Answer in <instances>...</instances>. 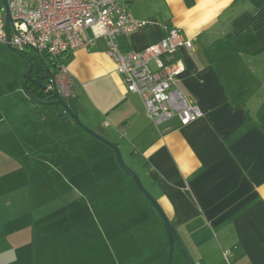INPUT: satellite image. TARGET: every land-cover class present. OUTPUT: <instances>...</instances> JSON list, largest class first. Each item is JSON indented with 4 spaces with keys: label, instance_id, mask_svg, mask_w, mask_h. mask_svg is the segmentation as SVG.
Returning a JSON list of instances; mask_svg holds the SVG:
<instances>
[{
    "label": "crops",
    "instance_id": "obj_1",
    "mask_svg": "<svg viewBox=\"0 0 264 264\" xmlns=\"http://www.w3.org/2000/svg\"><path fill=\"white\" fill-rule=\"evenodd\" d=\"M125 4L145 24L117 38L121 53L160 41L164 26L191 41L177 52L184 71L175 85L202 115L186 126L177 118L155 125L102 39L65 56L60 94L143 177L184 249L175 246L179 256L226 264L229 250L228 264H264V133L254 122L264 100V0ZM24 70L18 63L0 79V264H150L151 251L161 261L156 211L130 183L134 197L115 200L122 175L113 154L68 116L28 99L16 82Z\"/></svg>",
    "mask_w": 264,
    "mask_h": 264
},
{
    "label": "built area",
    "instance_id": "obj_2",
    "mask_svg": "<svg viewBox=\"0 0 264 264\" xmlns=\"http://www.w3.org/2000/svg\"><path fill=\"white\" fill-rule=\"evenodd\" d=\"M7 3L10 41L6 42L5 14L0 4V44H8L12 51L25 54L30 50L46 64L102 39L105 53L121 75L126 90L141 99L155 125L177 118L181 126H186L202 115L175 85L184 71L177 52L192 47L178 28L164 26L160 41L142 51L123 54L117 38L145 24L132 17L125 0H7ZM55 76L60 88L59 81L66 76L65 67L61 66ZM230 256L229 250L222 252L226 264Z\"/></svg>",
    "mask_w": 264,
    "mask_h": 264
},
{
    "label": "water",
    "instance_id": "obj_3",
    "mask_svg": "<svg viewBox=\"0 0 264 264\" xmlns=\"http://www.w3.org/2000/svg\"><path fill=\"white\" fill-rule=\"evenodd\" d=\"M0 2L3 6L4 14H5L4 31L6 36V42L8 43L10 41L11 17H10L7 0H0ZM6 47L9 50H11L8 44H6ZM18 56L23 57L21 54H18ZM45 71H46L45 74L34 78L32 76V64L31 62L28 61L27 70L23 72L19 77V83L22 91L27 96V98L32 100L34 103H37L44 107H52L57 117L62 118L68 116L80 130H82L87 135H90L91 137L95 138L103 145L109 147L114 152L120 168L124 171V173L127 176L131 178L139 193L144 197V199L150 204V206L156 211L157 215L160 217L167 237L168 256H167L166 264H171L175 246L181 247V251L184 252V249L182 245H180V242L178 241V238L176 236V233L174 231L171 222L163 213L162 209L160 208L156 200L145 190L139 177L131 169H129L127 166L124 165L118 147L114 143L109 142L108 140L104 139L102 136H100L99 134L95 133L94 131L86 127L84 124H82V122L78 118L76 110L72 106L68 105L66 100H64V98L60 94L59 87L55 79L53 77L47 79L49 75L48 73L50 72L46 65H45ZM26 82L33 84L38 89L36 95L29 94L26 91L24 86ZM184 257L188 264H192L186 253H184Z\"/></svg>",
    "mask_w": 264,
    "mask_h": 264
},
{
    "label": "rangeland",
    "instance_id": "obj_4",
    "mask_svg": "<svg viewBox=\"0 0 264 264\" xmlns=\"http://www.w3.org/2000/svg\"><path fill=\"white\" fill-rule=\"evenodd\" d=\"M26 54L27 55H31L32 54V52L30 51V50H27L26 51ZM18 63H22L23 64V66L25 67V70L24 71H22V72H20L19 73V75H18V77H17V84L20 86V83H19V77H20V75L23 73V72H25L26 70H27V68H28V61H27V58L26 57H20V56H18V54L16 53V52H14V51H12V50H9L7 47H6V45H4V44H0V71L1 70H3L4 72L2 73V74H4L0 79H1V81H6V80H9V78H10V75L11 74H9L8 75V72H11L10 70L11 69H13V67L14 66H16ZM48 109H52V108H50V107H48ZM51 111V110H50ZM55 114V113H54ZM83 137V136H82ZM100 145H102L101 143H100ZM102 147V149L103 150H105V151H110L112 154H113V157H114V159H115V162H116V165L118 166V168H119V171H120V173H121V178L119 177L117 180H116V187H117V197L115 198V200L116 201H119V202H123V201H128L130 198H133L134 197V193H133V191H131V192H128V190H127V187H126V184H128V183H130L131 185H134V187H136L135 186V184H134V182L131 180V178L129 177V176H127L125 173H124V171L120 168V166L118 165V162H117V160H116V157H115V154H114V152L109 148V147H107V146H105V145H102L101 146ZM109 149V150H108ZM120 153H121V151H120ZM100 155H102V153L100 152ZM121 157H122V160H123V163H124V165L125 166H131L130 165V161L128 160V158H127V156H126V154L122 151V153H121ZM134 171L136 172V169L134 168ZM133 171V172H134ZM138 171V170H137ZM134 172V173H135ZM136 174V173H135ZM137 175V174H136ZM140 176V179L142 180V182H143V184H144V180H143V177L140 175V173H139V175H138V177ZM113 183V182H112ZM101 184H104V182H102ZM137 189V188H136ZM138 191V190H137ZM135 192V195H136V193H138V192ZM138 195V194H137ZM140 195V194H139ZM141 196V195H140ZM139 196V197H140ZM136 197V196H135ZM138 197V196H137ZM136 197V199H138ZM142 197V196H141ZM141 199H144L143 197L141 198ZM144 201H146L145 199H144ZM147 202V201H146ZM148 203V202H147ZM125 211H129V209H126V210H124L123 208L121 209V212H125ZM127 212H126V214H127ZM159 217V216H158ZM159 220H160V223H161V225H162V227H163V224H162V221H161V219H160V217H159ZM152 226L151 225H149V230H150V233H149V235H152L151 233H153V229L151 228ZM164 229V228H163ZM164 240H163V243H165L164 244V256H163V258L161 259V261H159L158 259H157V264H166V260H167V255H168V247L166 248V243H167V237H166V233H165V230H164ZM152 237V236H151ZM156 252V251H155ZM155 252H153V251H151L150 252V256H149V263L150 264H156V262H155V260H156V258L154 257L155 256ZM179 252L177 251V250H174V252H173V257H172V263L171 264H185V262L183 261V258L184 257H181V256H179V254H178Z\"/></svg>",
    "mask_w": 264,
    "mask_h": 264
},
{
    "label": "trees",
    "instance_id": "obj_5",
    "mask_svg": "<svg viewBox=\"0 0 264 264\" xmlns=\"http://www.w3.org/2000/svg\"><path fill=\"white\" fill-rule=\"evenodd\" d=\"M185 2L188 6L192 4V0H185ZM0 4H1V2H0ZM21 55L23 57H26L27 60L29 62H31V64H32V76L34 78L46 73L45 65L49 69V72H51L53 75H56L58 73L59 68L61 66H64V63H65V57L60 58L58 61L46 62V64H45L42 61H40L38 59V57L34 54L27 55L25 53V54H21ZM24 86H25L26 91L29 94H32V95L37 94L38 89L33 84L26 82ZM66 102L68 103V105H70L74 108L73 103H71L70 100H67ZM254 122H255L256 126L264 133V100L259 105V108L256 111V114L254 117Z\"/></svg>",
    "mask_w": 264,
    "mask_h": 264
},
{
    "label": "flooded vegetation",
    "instance_id": "obj_6",
    "mask_svg": "<svg viewBox=\"0 0 264 264\" xmlns=\"http://www.w3.org/2000/svg\"><path fill=\"white\" fill-rule=\"evenodd\" d=\"M48 74H49V75H48V78H47V79H50V78H52V77H53L54 79L56 78V76H55V75H53L51 72H50V73H48ZM55 81H56V79H55Z\"/></svg>",
    "mask_w": 264,
    "mask_h": 264
}]
</instances>
